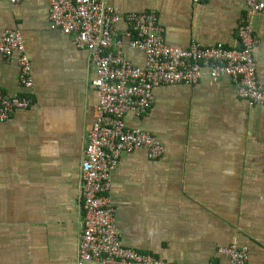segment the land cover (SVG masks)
I'll return each mask as SVG.
<instances>
[{
	"label": "crops",
	"instance_id": "crops-1",
	"mask_svg": "<svg viewBox=\"0 0 264 264\" xmlns=\"http://www.w3.org/2000/svg\"><path fill=\"white\" fill-rule=\"evenodd\" d=\"M97 1L123 15L156 12L166 42L182 48L192 41L238 48L247 13L242 0ZM49 16V0H0V33L22 34L34 79L24 90L19 54L0 56L4 94L34 98L0 122V264L79 263L81 163L100 95L90 54L52 29ZM254 30L264 88V13ZM116 38L143 67L126 20ZM127 123L155 135L165 151L155 160L145 149L124 154L112 171L109 198L124 246L170 264H228L221 249L237 246L247 264H264V106L240 98L230 76L213 80L205 71L196 85L155 88L148 115H128Z\"/></svg>",
	"mask_w": 264,
	"mask_h": 264
},
{
	"label": "built area",
	"instance_id": "built-area-1",
	"mask_svg": "<svg viewBox=\"0 0 264 264\" xmlns=\"http://www.w3.org/2000/svg\"><path fill=\"white\" fill-rule=\"evenodd\" d=\"M18 0H10L15 3ZM51 28L74 37L78 49L86 50L95 65L94 85L100 100L94 109V124L87 133L81 163V209L84 227L79 242V263L170 264L151 254L124 246L116 224L115 208L109 198L112 171L124 154L145 149L150 159L164 155L163 143L153 134L130 127L127 116L148 115L154 89L168 85H196L205 71L213 80L230 76L238 95L252 105L264 106V88L259 84L254 49V19L264 13V0H242L247 13L239 26L240 45L204 47L192 41L187 48L169 45L154 11L123 15L97 0H49ZM203 2L205 0H194ZM126 20L134 38L130 47L144 54L143 67L129 61L116 38V26ZM19 54V81L24 90L33 89L30 59L18 30L0 33V56ZM34 98L28 93L7 96L0 89V122L18 109H29ZM228 264H247V250L237 246L221 249ZM213 264V263H210Z\"/></svg>",
	"mask_w": 264,
	"mask_h": 264
}]
</instances>
